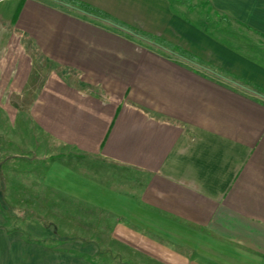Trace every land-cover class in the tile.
Here are the masks:
<instances>
[{
    "label": "crops",
    "instance_id": "obj_1",
    "mask_svg": "<svg viewBox=\"0 0 264 264\" xmlns=\"http://www.w3.org/2000/svg\"><path fill=\"white\" fill-rule=\"evenodd\" d=\"M188 1L0 0V87H36L39 130L133 172L123 189L47 175L117 245L153 264H264V0ZM0 220V264H44V233Z\"/></svg>",
    "mask_w": 264,
    "mask_h": 264
},
{
    "label": "rangeland",
    "instance_id": "obj_2",
    "mask_svg": "<svg viewBox=\"0 0 264 264\" xmlns=\"http://www.w3.org/2000/svg\"><path fill=\"white\" fill-rule=\"evenodd\" d=\"M47 66L36 65L31 79L45 74ZM35 90L36 87L27 86L10 94L0 87V193L6 207L0 206L4 211H0V219H6L5 225L12 230L27 225L33 234L44 233V264H153L115 243L108 216L46 182L52 180L47 176L52 169L59 173L68 168L109 187L123 189L131 183L133 172L82 155L39 130L30 112ZM37 224L43 227L42 232L37 230Z\"/></svg>",
    "mask_w": 264,
    "mask_h": 264
},
{
    "label": "trees",
    "instance_id": "obj_3",
    "mask_svg": "<svg viewBox=\"0 0 264 264\" xmlns=\"http://www.w3.org/2000/svg\"><path fill=\"white\" fill-rule=\"evenodd\" d=\"M145 37L148 38V39H150V40H155L156 42H161V43H162V41L157 40V39H154V38H152V37H149V36H145ZM163 44H164V43H163ZM165 46H168V45L165 44ZM0 206H1L2 208H4V209L6 208L1 193H0Z\"/></svg>",
    "mask_w": 264,
    "mask_h": 264
}]
</instances>
